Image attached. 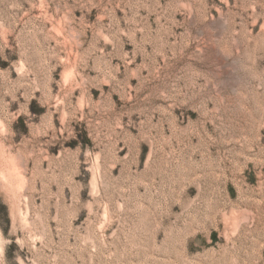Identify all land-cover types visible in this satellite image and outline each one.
Segmentation results:
<instances>
[{
	"label": "rangeland",
	"instance_id": "rangeland-1",
	"mask_svg": "<svg viewBox=\"0 0 264 264\" xmlns=\"http://www.w3.org/2000/svg\"><path fill=\"white\" fill-rule=\"evenodd\" d=\"M0 146V264H264V0H0Z\"/></svg>",
	"mask_w": 264,
	"mask_h": 264
},
{
	"label": "bare ground",
	"instance_id": "bare-ground-1",
	"mask_svg": "<svg viewBox=\"0 0 264 264\" xmlns=\"http://www.w3.org/2000/svg\"><path fill=\"white\" fill-rule=\"evenodd\" d=\"M5 163H6L5 167L2 165L3 168L0 169V179H2V181L9 186L8 189H12L16 181H18L17 184H19L21 182L20 180L23 179L22 172L19 170V166H18L19 162L17 163L12 156H9V158H5ZM15 186L18 185L15 184Z\"/></svg>",
	"mask_w": 264,
	"mask_h": 264
}]
</instances>
